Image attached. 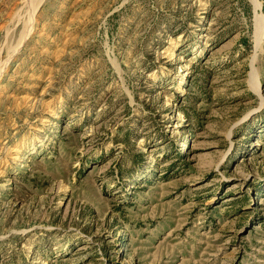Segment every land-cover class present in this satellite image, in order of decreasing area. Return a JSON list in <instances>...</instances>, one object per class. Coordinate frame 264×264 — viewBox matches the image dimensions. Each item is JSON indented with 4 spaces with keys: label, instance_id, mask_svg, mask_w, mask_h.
<instances>
[{
    "label": "rangeland",
    "instance_id": "rangeland-1",
    "mask_svg": "<svg viewBox=\"0 0 264 264\" xmlns=\"http://www.w3.org/2000/svg\"><path fill=\"white\" fill-rule=\"evenodd\" d=\"M0 264H264V0H0Z\"/></svg>",
    "mask_w": 264,
    "mask_h": 264
}]
</instances>
